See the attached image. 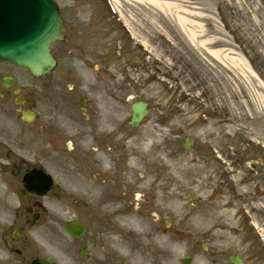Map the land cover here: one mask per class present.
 Wrapping results in <instances>:
<instances>
[{"label":"rangeland","instance_id":"obj_1","mask_svg":"<svg viewBox=\"0 0 264 264\" xmlns=\"http://www.w3.org/2000/svg\"><path fill=\"white\" fill-rule=\"evenodd\" d=\"M60 2L66 33L71 37L68 45L74 44L77 50L73 49L67 61L58 55V69L70 65L80 69L78 74L88 83L83 85L97 107L93 120L87 119V127L81 126L80 132L90 131L88 124L96 128L102 117L108 124L102 122L101 126L110 124L111 139L106 141L111 143H106L113 153L110 167L114 177L103 179L111 189H117L112 183L121 184L115 208L122 209L124 216L134 211L150 219L157 234L185 241V250L178 256L183 259L193 254V264L197 259L230 264L229 255H239L245 264H264V0H119L131 36L122 32L104 0ZM165 5H171L173 11L158 8ZM191 32L193 39L188 35ZM98 47L100 62H90L100 65L98 72L88 67L84 74L77 60L79 51L88 54V49ZM229 52L237 54L232 55L236 57L234 67L228 65ZM9 69L22 75L9 72L29 94L34 82L31 76L25 79V71ZM7 73L0 72V77ZM77 83L80 85L79 79ZM136 101L147 102L150 112L143 125L133 129L128 121ZM14 107L1 101L0 120ZM3 131L9 136L3 138ZM20 132L31 144L32 127L0 122V253L11 231L20 227L31 248L30 256L39 254L61 264H164L158 254L143 260L147 251L138 247L146 237L131 230H118V247L109 243L111 252L104 250L107 222L114 217L100 210L102 203L89 193L83 180L77 181L82 167L97 177L94 165H89L90 173L82 164L83 152L67 149L68 142L74 146L82 142L80 132L77 137L67 132L57 149L74 166L75 172L66 174L50 159L37 156L35 147L15 140ZM186 140L193 142L189 150L183 148ZM39 141L31 145L37 146ZM127 143L131 150L139 145L150 154V163L158 159L159 164L146 168L138 164L132 173L128 164L136 163L137 156H127ZM7 150L13 152V160H6ZM20 161L45 167L56 182L51 196L40 199L45 215L34 228L23 226L25 209L21 211L13 199L21 181L12 175V164ZM17 178L21 180V176ZM180 184L186 187L177 189ZM183 190L191 195L185 194L186 201H177L174 209L172 195ZM32 202L34 199L22 203L28 206ZM200 212L205 221L196 226L193 218ZM71 220L87 225L84 239L72 241L65 234L64 224ZM194 239L210 252H203ZM43 240L48 249L40 245ZM82 247L88 249L90 262L79 258ZM1 255L6 257L0 262L7 264L9 254Z\"/></svg>","mask_w":264,"mask_h":264},{"label":"bare ground","instance_id":"obj_2","mask_svg":"<svg viewBox=\"0 0 264 264\" xmlns=\"http://www.w3.org/2000/svg\"><path fill=\"white\" fill-rule=\"evenodd\" d=\"M115 1L118 2V0H115ZM158 8L160 10L164 9V11L166 10L173 11V7L171 5L158 6ZM188 35L192 37V39L194 38L192 32L189 33ZM211 54L216 59L218 58L217 52L213 53V51H211ZM235 54L236 52L235 53L229 52L228 54L229 57L227 60L229 61L228 65L230 67H234L236 65V63L234 62L236 57L232 56ZM220 60H221V57L218 58V61ZM240 62L242 63V60ZM262 86L264 87V85ZM103 122L107 123V121L105 120ZM111 134L112 132L110 130L99 125L97 130L92 129L82 135L85 141L78 148L81 152L85 153L86 155L94 156L95 160L91 164H94V169L97 173V179L91 182L90 184L92 188V192L95 197L102 195V202L104 203V212L107 213V215H110V217H114V219L111 222L109 223L107 222V226L109 227V229L104 234L105 243L106 244L112 243L115 245V247H118L116 246L120 244L118 241V239L120 238L116 237L118 230L120 229L131 230L132 232H135L138 234L140 233L141 236L144 235L146 237V242H143L144 243L143 246L146 247L147 249L146 253L149 255L145 254L144 256L145 260H147L150 255L159 253L158 258L161 259V262H163L164 264H177V262L179 263L180 259L178 255H180V253H182L185 250L186 245L181 241L172 240L167 235L155 233L151 227L152 225L150 223V220L142 218L141 216L136 214L134 211H131V213H128L126 216H124L125 213L124 214L121 213L122 209L115 208V202H118V197H116L115 195L111 193L110 186L106 185L107 181L105 182L102 181V183H100L99 180H103L104 177H107V176L114 177L112 175L113 170L110 167V161L113 158V153L112 151L106 150V145L103 143V141L101 142L103 137L107 139L108 137H110L111 139V136H110ZM139 141L136 140V144H138ZM40 145H41V148L39 150V154L43 157L51 158L53 160L52 163L58 167H61L65 174L72 168V167H67L64 165V157L61 156L59 153L54 152L52 147L46 148L43 146L42 143ZM127 146H128L127 154L131 155V143L130 144L127 143ZM92 147H95V149H92ZM132 153L133 155L137 156L136 163L131 164V161H130V163L128 164V168L129 170H131L132 173L138 170L139 168L138 164H142L144 168H146L148 165H150L148 167H152V166H155L156 164H159L157 163L158 159L150 163L148 159L150 154L146 150L144 152V150L141 149L139 145H136L135 147L132 148ZM82 169L84 168L82 167ZM188 170H186L187 173L189 172ZM91 172L92 171L90 170V173ZM78 174L80 176L77 178V181H81V180L86 181L87 179H89V176H90L89 173H84L82 171L78 172ZM132 178L133 177H131V179ZM112 185L116 188H119L121 184H119L118 182L116 184L112 183ZM131 185H132V182H131ZM184 187H186V185L180 184L177 187V189L181 190ZM182 192L183 193H178L177 196L172 197L173 200L172 202H170V204L174 209L178 206V204L176 203L177 201L178 202L186 201L184 199L185 194L191 195L190 191L183 190ZM159 201H161V197L159 198ZM201 214L203 213H200L196 215V217L193 218L194 219L193 222L196 226H199L201 223L205 221V216ZM220 228L224 229L223 223L220 224ZM223 235L224 234H218L219 237H223ZM216 237H217V234H216ZM133 246L134 244L131 241V249L133 248ZM198 264H207V263L205 261L198 260Z\"/></svg>","mask_w":264,"mask_h":264},{"label":"water","instance_id":"obj_3","mask_svg":"<svg viewBox=\"0 0 264 264\" xmlns=\"http://www.w3.org/2000/svg\"><path fill=\"white\" fill-rule=\"evenodd\" d=\"M55 17L47 20L46 29H42L34 37L22 42L21 54L25 56L19 61H15L18 65L28 66L32 72L36 74H46L47 69L52 66L53 61L49 56L48 46L49 44L58 38V31L54 29L57 27ZM24 43H27L24 45ZM35 55V56H32ZM46 71V72H45ZM134 118L133 125L136 126L146 114V106L138 104L133 107ZM66 229L71 232L74 236H80L82 231L79 225L68 224Z\"/></svg>","mask_w":264,"mask_h":264},{"label":"flooded vegetation","instance_id":"obj_4","mask_svg":"<svg viewBox=\"0 0 264 264\" xmlns=\"http://www.w3.org/2000/svg\"><path fill=\"white\" fill-rule=\"evenodd\" d=\"M48 97L47 95H38L37 93H34L32 98H31V106L34 108H37L39 111H35V123L41 124L45 130H47V110H43V106L48 105ZM65 104H68L69 101L66 99L64 101Z\"/></svg>","mask_w":264,"mask_h":264}]
</instances>
